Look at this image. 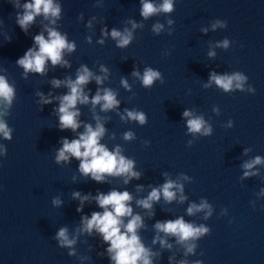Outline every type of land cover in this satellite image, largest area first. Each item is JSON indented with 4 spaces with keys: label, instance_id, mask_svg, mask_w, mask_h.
<instances>
[{
    "label": "water",
    "instance_id": "95a60500",
    "mask_svg": "<svg viewBox=\"0 0 264 264\" xmlns=\"http://www.w3.org/2000/svg\"><path fill=\"white\" fill-rule=\"evenodd\" d=\"M28 2L0 0V75L17 90L11 115L4 117L14 128L13 139L0 137L8 149L7 156L0 157V264H110L107 254L97 255L107 247L97 234H80L73 257L52 238L62 226L77 235L81 216L101 211L93 201L85 204L83 213L77 212L79 201L72 193L95 195L97 190L127 189L140 199L147 196L149 184L159 186L166 179L183 184L187 197L183 203L176 190V200L169 204L161 197L154 205L156 215L148 217L147 210L132 202L134 211L145 215L147 228L140 232L143 241L161 254L153 258V264H169L170 256L175 257L172 264L180 259L202 260L204 264H264V163L251 170L242 167L256 156L264 157V0H174L172 13L147 20L140 15V0H54L61 5L56 24L38 15L26 34L16 19ZM80 13L82 18H78ZM170 18L171 25L167 22ZM218 19L226 20L228 26L213 29ZM132 20L142 26L133 30L127 48H118L110 35L103 37V45L98 43L102 28L107 26L109 32L113 27L132 29ZM157 22L164 24L158 35L152 31ZM45 25L62 35L67 33L68 41L75 42V51L65 49L63 53L71 67L53 68L48 61L45 75L28 73L25 79L16 61L33 46L35 35L44 32L47 37ZM89 36L91 42L86 40ZM225 38L228 48L217 46ZM209 52L215 55L209 56ZM84 64L99 76L105 75L101 65L109 69L102 85L93 79L85 91L91 89L88 94L94 96L98 87L111 88L121 104L107 112L101 111L100 105L93 109L91 103L78 104L79 119L95 127L98 115L107 130L101 142L110 150L120 145L122 154L135 160V170L142 173L140 180L125 185L123 177H108L109 182L97 183L79 173V161L74 157L70 164L55 163L60 139L77 138V133L57 127L53 108L59 101L42 106L37 92L67 93L63 86L53 88L52 78L75 79ZM145 67L160 70L165 82L144 88L131 73L138 68L142 74ZM237 71L249 77L245 91L225 93L214 82L204 87L212 72L231 75ZM122 77L127 78L131 91L121 85ZM249 85L256 88L255 94L247 92ZM125 108L145 111L148 123L141 126L137 121L122 120L119 113ZM185 109L203 116L205 126H212V134L189 133L182 117ZM83 130L81 126L78 132ZM129 130L136 138L126 141L122 135ZM144 140L151 144L145 146ZM190 140L191 147L187 144ZM245 171L257 174L245 177ZM137 184L145 187L138 191ZM54 197L63 205L54 206ZM202 198L212 205L211 217L205 219L204 212L189 216L188 206L199 204ZM179 216L212 229L196 241V255L185 257L174 237H168L173 243L171 250L152 243L155 222Z\"/></svg>",
    "mask_w": 264,
    "mask_h": 264
},
{
    "label": "clouds",
    "instance_id": "9594fccd",
    "mask_svg": "<svg viewBox=\"0 0 264 264\" xmlns=\"http://www.w3.org/2000/svg\"><path fill=\"white\" fill-rule=\"evenodd\" d=\"M141 8L140 15L144 20L149 19L154 15L160 13H172L175 9L174 0H161L159 4L154 3L153 0H140ZM17 7L19 4L17 3ZM24 11L17 13L16 23L27 34L30 25L35 22L38 15H43L45 20H49L50 24L55 25L57 20L61 17V5L54 3V0H30V2L23 5ZM83 13L79 14L78 18H82ZM168 24L171 25L173 20L168 19ZM132 29L125 28L123 31L117 28H111L109 32L107 26L101 29L102 38L98 41L101 45L104 44L103 37L111 36L116 41L118 48H127L133 40V30L142 25L137 24L136 21H130ZM90 26V23H89ZM226 20H216L212 24V28L217 27L226 28ZM164 29V24L157 22L152 26V31L155 34H160ZM47 37L44 32L34 36V44L28 48L23 56L17 59L16 64L23 69V76L26 79L28 73H36L45 75L48 71V61L51 66L55 68L60 66L62 68H70L71 63L64 59V50L67 49L69 53L75 51V42H69L67 33L61 34L55 28L45 25ZM207 31V29H204ZM10 40V38H9ZM88 42H91V37H86ZM217 46H229V40L225 38L222 42H218ZM215 52H209V56H214ZM101 71L105 73L104 76L95 75L90 68L84 64L77 69L76 78L67 77L59 79L53 77L51 85L53 88H60L61 86L68 89L67 93L63 95H54L53 93L37 92L39 101L42 106L53 104L59 101L58 106L53 108V112L58 116L57 127L61 131L71 130L77 133V138L69 139L62 137L59 143L61 147L56 149L55 163L63 165L64 163H71L74 157L79 161L78 170L85 178H90L97 183H106L108 177L120 178L123 177V183L129 184L133 179L140 180L142 173L135 170V160L130 159L122 154L120 145H116L113 150H110L102 139L105 136L106 128L101 118L96 115L95 127L91 123H86L80 120L81 110L79 105L91 103L93 109L96 105L101 106V111H109L118 109L121 101L117 99V93L111 88H97L94 96H90L85 91V86L94 79L97 85H102L104 80L108 78L109 69L101 65ZM134 77L138 78L142 86L150 89L154 86L156 81L161 84L165 82L163 73L153 67H145L141 74L138 68H134L132 73ZM249 77L242 71L234 72L233 74L218 75L212 72L209 76L208 84L204 87H210L214 82L217 87L222 89L225 93L239 89L245 91V83ZM121 85L131 91V85L127 78L122 77ZM247 92L255 94L256 88L249 85ZM17 96L16 88L9 83L5 75H0V137L11 141L13 139L14 128L9 126L6 116H10V109L13 107L14 100ZM216 109L214 108V111ZM121 119L124 121H137L139 125L144 126L148 123V115L143 110L124 109V113H119ZM182 117L186 118L187 130L189 133H200L202 136H210L212 134V126L206 125L203 116L194 115L189 109H185ZM231 123V122H230ZM83 126V131L78 132V129ZM122 138L126 141H131L136 138L135 133L131 130L123 133ZM143 144L148 146L151 144L150 140H144ZM188 146L193 145V141L187 142ZM249 149H245V152ZM8 153L7 146L0 143V157H6ZM264 163V157L256 156L250 161H246L242 167L246 170H251L255 165ZM257 173L245 171L244 176H250ZM165 176L168 174L165 173ZM184 179L189 177L181 173ZM75 179V178H74ZM192 179H194L192 177ZM2 187V186H0ZM145 186L137 184V190H142ZM150 191L146 197L135 199L133 194L127 189L120 191L112 189L107 193L97 190V193L88 192L82 194L81 191H74L72 198L79 201L77 212L83 213L86 203L95 202L101 211H93L91 215L83 214L80 219V226L76 229L77 235L70 234L67 226L60 227L55 235L52 237L58 242V246L68 249V255L76 256V248L80 234H87L93 236L97 234L101 239V243L107 245L104 251L97 253L99 256L107 254L110 264H153V258L160 256L159 252L153 251L146 246L140 234L141 230H146L145 215L134 211L133 201L135 205L146 211L148 217L156 215L154 205L161 201V197L166 203H172L177 199L178 190L181 195L179 202L183 203L187 197L183 195V184L176 180L166 179V181L159 185H148ZM175 189V190H174ZM264 191V190H262ZM53 205L60 207L63 201L54 197ZM197 212H204L205 219L212 215V205L207 199L202 198L199 204L191 203L187 208L189 216ZM156 230V235L152 240L153 244H159L162 249L171 250L173 243L168 237L175 238V244H178L184 249V256L196 255V249L199 241L206 235L211 234V227L204 224L195 225L193 222L186 221L184 216H179L175 219L157 220L153 225ZM161 233L163 235H161ZM204 253L201 252L200 255ZM83 259H91V257H83ZM169 264L175 260V257L170 256ZM176 264H204L202 260L189 261L187 259H180Z\"/></svg>",
    "mask_w": 264,
    "mask_h": 264
}]
</instances>
